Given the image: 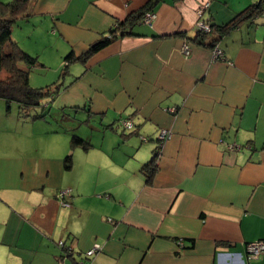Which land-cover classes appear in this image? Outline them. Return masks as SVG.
I'll list each match as a JSON object with an SVG mask.
<instances>
[{"label":"crops","instance_id":"1","mask_svg":"<svg viewBox=\"0 0 264 264\" xmlns=\"http://www.w3.org/2000/svg\"><path fill=\"white\" fill-rule=\"evenodd\" d=\"M147 1L34 0L12 32L38 59L30 85L59 86L29 114L0 97V264H56L59 239L99 244L93 264H264L246 257L264 239V16L219 36L223 59L204 43L216 31L195 39L258 0H160L151 24L77 58Z\"/></svg>","mask_w":264,"mask_h":264},{"label":"trees","instance_id":"2","mask_svg":"<svg viewBox=\"0 0 264 264\" xmlns=\"http://www.w3.org/2000/svg\"><path fill=\"white\" fill-rule=\"evenodd\" d=\"M159 1L160 0H148L140 9L129 13L122 20H116L115 24L107 33H104L100 38L92 42L87 50L77 58L84 60L90 54L106 46L114 38L130 34L133 25L137 22H142L143 15L147 11H153L154 5ZM33 2L34 0L0 1V70L3 72V75L0 76V97L5 99L8 104L9 102H15L20 112L26 114H29L30 110L40 107L49 96L53 97L59 86L58 81L43 87H33L30 85L28 79L29 69L38 62V59L36 56L25 51L12 38V27L19 19L27 18L31 14ZM262 9H264V1L258 0L222 25L215 26L210 21L206 20L210 26V31L203 32L196 30L197 34L195 39H197L198 42H203L204 37L210 34L214 35L216 31L218 34L215 38L211 36V39L204 42L212 48L218 43L219 36L235 28L244 19L251 18L253 21L254 16L261 15ZM72 55L73 53L70 52L65 56L67 63L73 58H76L72 57ZM31 116L37 117L42 116V114H33ZM81 144H85L81 138L75 136L72 138V146ZM69 163L70 156L67 155L65 157L66 166H69ZM155 168L156 165L153 164V161L142 167L144 172H148V180L151 176L150 172H153Z\"/></svg>","mask_w":264,"mask_h":264},{"label":"built area","instance_id":"3","mask_svg":"<svg viewBox=\"0 0 264 264\" xmlns=\"http://www.w3.org/2000/svg\"><path fill=\"white\" fill-rule=\"evenodd\" d=\"M264 1V0H262ZM208 6V2H205L198 8V13H202V11ZM261 16H264V9H262ZM156 17V13L154 11H147L142 18V22L151 24L152 20ZM196 30L209 32L210 26L208 22L204 19H200L197 22ZM182 52L184 54H188L189 45L187 41H185L182 45ZM212 59L218 60L223 59V51L219 47L218 43L215 44L211 48ZM119 124L124 129H133V122L130 118H121L119 120ZM170 135V132L167 129H161L156 136V150L155 153L158 154L163 146L164 141ZM141 139H145V137H141ZM241 146L237 144L228 145V149L235 150L240 149ZM64 194H70L69 189H62L58 192L57 196L60 198V202L62 205H68L69 203L63 200ZM56 247L59 250V254L56 257V264H66V260L70 259L73 264H93V256L96 252L100 250V245L97 243L92 244L88 249L82 251L80 254H76L73 252L71 245H69L66 240L59 239L55 243ZM264 251V239L254 240L246 243V257L248 259L257 258L259 254Z\"/></svg>","mask_w":264,"mask_h":264},{"label":"rangeland","instance_id":"4","mask_svg":"<svg viewBox=\"0 0 264 264\" xmlns=\"http://www.w3.org/2000/svg\"><path fill=\"white\" fill-rule=\"evenodd\" d=\"M4 1V0H3ZM8 1H11V0H8ZM4 2H7V0L6 1H4ZM28 20V18H23V19H20V20H18L15 24H14V26L12 27L13 28V35H17V34H19L20 35V38L23 40V37H24V35L26 34V33H24V31L26 30V29H28V27H31L32 26V20H29V21H27ZM31 25V26H30ZM14 32H15V34H14ZM21 33L23 34V35H21ZM40 35H42L43 36V33H39ZM35 37V36H34ZM20 39V40H21ZM20 45V44H19ZM29 45H31V46H36V44H34V43H32V42H29L28 41V46ZM21 46V45H20ZM24 46H25V43H24ZM31 48V47H30Z\"/></svg>","mask_w":264,"mask_h":264}]
</instances>
